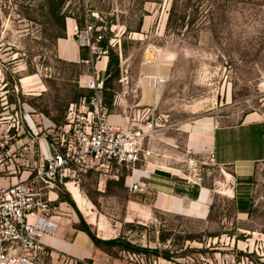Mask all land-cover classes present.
Masks as SVG:
<instances>
[{
  "label": "rangeland",
  "instance_id": "obj_1",
  "mask_svg": "<svg viewBox=\"0 0 264 264\" xmlns=\"http://www.w3.org/2000/svg\"><path fill=\"white\" fill-rule=\"evenodd\" d=\"M49 3L0 0L2 134L12 128V143L28 148L25 117L43 128L44 139L86 115L82 103L90 92L80 78L92 75L101 59L80 47L73 28L91 26L118 58L103 92L109 114L146 132L147 159L136 172L165 170L200 186L206 209L200 213L195 202L189 217L175 207H133L126 186L132 168L113 166L66 182L78 189L84 211L67 184L58 185L57 224L71 221L87 235L135 248L106 246L114 264H264V164L239 175L235 200L233 170L214 163L209 141L217 127L264 120V0H67L65 21L52 16ZM153 75L166 79L155 90L156 104L143 102L145 91L156 88ZM11 159L15 166L29 161ZM81 260L51 250L42 258L43 264H87Z\"/></svg>",
  "mask_w": 264,
  "mask_h": 264
},
{
  "label": "built area",
  "instance_id": "obj_2",
  "mask_svg": "<svg viewBox=\"0 0 264 264\" xmlns=\"http://www.w3.org/2000/svg\"><path fill=\"white\" fill-rule=\"evenodd\" d=\"M74 33L80 47L101 59L92 75L80 78V86L91 93L82 103L86 115L78 118L77 124L68 119L61 133L44 139L39 137L43 128L34 124L35 130L25 117L27 131L22 130L28 148L12 143V128L5 129L4 135L0 130V164L9 160L7 169L0 170V264H43L47 254L44 240L56 235L55 190L59 184L66 185L78 172L113 166L132 168L134 177L140 172L136 168L147 159L142 151L146 132L125 126L120 116H111L103 101L104 81L99 75L107 70L109 58L101 46L102 35L94 38L93 27L79 29L78 25ZM105 57L107 62L100 68ZM16 154L29 158L27 164L15 166L11 158ZM141 172L148 174L150 169ZM126 186L130 193L143 192L137 181H126Z\"/></svg>",
  "mask_w": 264,
  "mask_h": 264
},
{
  "label": "crops",
  "instance_id": "obj_3",
  "mask_svg": "<svg viewBox=\"0 0 264 264\" xmlns=\"http://www.w3.org/2000/svg\"><path fill=\"white\" fill-rule=\"evenodd\" d=\"M68 34H73H70L69 24ZM78 48L79 60L81 50L80 47ZM209 137L214 163L219 168L233 170L235 182L231 191L233 192V199L236 200L239 175L253 173L258 165L264 164V120L249 118V120L237 125L217 127ZM218 146L221 148L220 151H218ZM136 173L134 177L130 176L127 183L139 182L143 192H129V204L131 206L165 212H174L173 208L175 207L177 213L184 215L188 210L192 214V205L196 202L200 205V213L202 210L206 211L203 204L205 190L200 186L178 178L175 174L165 170H150L148 174ZM200 213L196 216L201 215ZM248 215L249 213L238 214L242 219L247 218ZM44 243L47 252L51 250L76 260H92L95 264L115 263L111 257L93 244L87 233L71 221L62 220L61 225L57 224L55 237L46 238Z\"/></svg>",
  "mask_w": 264,
  "mask_h": 264
},
{
  "label": "trees",
  "instance_id": "obj_4",
  "mask_svg": "<svg viewBox=\"0 0 264 264\" xmlns=\"http://www.w3.org/2000/svg\"><path fill=\"white\" fill-rule=\"evenodd\" d=\"M67 0H50V6H51V13H52V16L55 17V18H58L62 21H65V14H61L62 13V8L65 4ZM83 22V21H82ZM80 21V24L82 23ZM170 20L168 21L167 23V28H169L170 26ZM79 29H83L82 27L78 26ZM103 37V36H102ZM101 46L105 49V51L107 53H109V56H110V61L108 63V70H106L104 73L106 74L105 76V79L103 80L104 81V89H105V85L107 84V76L109 74V72L111 71L110 69L112 67H114V69H118L119 67V63H118V58L116 56H114L113 53H110V48H109V44H108V38H102V41H101ZM82 60H85V58H83V55H82ZM86 60H89V59H86ZM118 71V70H116ZM91 96V93L88 97H85V99H88L89 97ZM54 124V123H53ZM89 235V234H88ZM90 236V235H89ZM90 238L92 239L93 241V244L101 249L102 251H104L105 253L107 252L108 254H110V252L107 251L106 249V246H117V247H123L125 250L127 251H133L135 250V248L131 245V244H128V243H124L122 241H120V239H115V240H109V241H104V240H100L94 236H90ZM165 259H169V257H165ZM87 264H91L90 260H87L86 262Z\"/></svg>",
  "mask_w": 264,
  "mask_h": 264
},
{
  "label": "bare ground",
  "instance_id": "obj_5",
  "mask_svg": "<svg viewBox=\"0 0 264 264\" xmlns=\"http://www.w3.org/2000/svg\"><path fill=\"white\" fill-rule=\"evenodd\" d=\"M73 30H74V28H73ZM105 59H104L103 63L99 64L100 68L103 67L104 64L107 62V58L106 57H105ZM151 77L154 78V79L157 77L155 79L156 80L155 81V87L156 88L154 89V86H153L152 90H147L146 89L147 91H145V93H144L143 102H147V103L149 102V103H152V104H156L159 101L160 93L155 92V90L156 91H160V88L157 89V87L162 86V85H159V83L163 84L166 81V79L162 75H153ZM153 84H154V80H153ZM32 126L35 128V130H37L36 126H34L33 124H32ZM67 188H68V191L71 193L73 199L77 203L78 208L80 210L84 211L85 210L84 209V203H83V200L81 198V194L79 193L78 189L76 187H73V183H71V182L67 184ZM184 215L185 216H189V217L191 216L189 210Z\"/></svg>",
  "mask_w": 264,
  "mask_h": 264
}]
</instances>
